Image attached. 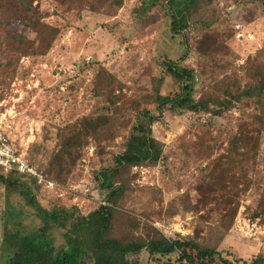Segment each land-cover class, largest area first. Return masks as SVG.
I'll use <instances>...</instances> for the list:
<instances>
[{
  "label": "rangeland",
  "instance_id": "rangeland-1",
  "mask_svg": "<svg viewBox=\"0 0 264 264\" xmlns=\"http://www.w3.org/2000/svg\"><path fill=\"white\" fill-rule=\"evenodd\" d=\"M93 5L92 0L82 9L68 0L32 1L42 22L60 30L46 53L18 50L21 37L30 49V43L35 48L39 43L36 31L22 22L11 20L0 30V125L40 172L48 170L65 127L103 115L117 125L103 152H96L91 138L81 142L82 158L66 183L43 173L55 184L36 191L47 209L77 205L88 213L105 201L94 172L112 165L139 106L154 107L159 95L178 91L160 66L163 59L186 55L182 66L197 71L196 98L225 76L244 85L251 63L264 64V0H209L185 35L175 37L165 11L144 12L142 0ZM110 91L118 113L110 112ZM253 111L245 103L222 116L165 112L152 126L164 159L133 169L125 212L169 239L218 244L230 260L251 262L264 255V132L248 118ZM33 213L17 191L0 182V264H8L12 252L5 241L15 219L36 227ZM137 264L154 263L144 251Z\"/></svg>",
  "mask_w": 264,
  "mask_h": 264
},
{
  "label": "trees",
  "instance_id": "trees-1",
  "mask_svg": "<svg viewBox=\"0 0 264 264\" xmlns=\"http://www.w3.org/2000/svg\"><path fill=\"white\" fill-rule=\"evenodd\" d=\"M33 0H0V30L11 20H17L36 31L39 43L32 42L30 49L20 38L18 50L24 55L48 52L60 30L42 22L44 16L34 7ZM87 0H68L82 9ZM105 0H92L94 5ZM209 0H142L144 12L155 8L165 11L169 19V31L173 37L185 35L191 21ZM123 0H112L121 6ZM94 5L92 8H94ZM80 11V10H79ZM33 50V51H31ZM31 51V52H30ZM180 61L168 57L160 63L165 74L177 83L178 91L167 96L159 95L154 107L137 109L136 124L126 137L122 150L114 157L112 165L103 166L94 172L98 191L106 193L105 204L83 213L77 206L56 204L47 209L37 199L40 184L34 179L18 173H0V182L9 191H17L27 206L34 211L36 227L26 228L20 219H15L5 246L12 249L8 264H137L146 251L154 264H264V255H257L251 262L230 260L218 250V244L207 245L193 237L169 239L147 220L125 212L132 189L133 169L155 167L164 159V145L152 132V126L160 122L165 112L173 115L205 113L222 116L237 105L251 103L253 112L248 118L264 132V64L249 67V79L244 85L225 76L210 83L196 98L197 71L182 66ZM110 112H119L117 101L110 91ZM113 113V115H115ZM116 122L107 115L86 117L80 123L67 126L58 137L57 149L53 153L48 170L49 179L66 183V178L82 158L81 142L91 138L96 152L101 146L111 144ZM148 218V217H147ZM173 257L175 259L173 260Z\"/></svg>",
  "mask_w": 264,
  "mask_h": 264
},
{
  "label": "built area",
  "instance_id": "built-area-1",
  "mask_svg": "<svg viewBox=\"0 0 264 264\" xmlns=\"http://www.w3.org/2000/svg\"><path fill=\"white\" fill-rule=\"evenodd\" d=\"M14 172L34 178L38 184L45 187L51 189L55 187L54 183L48 181L43 173L28 161L24 152L16 149L5 129L0 125V173L9 175Z\"/></svg>",
  "mask_w": 264,
  "mask_h": 264
}]
</instances>
